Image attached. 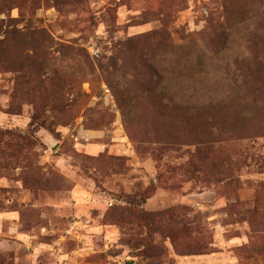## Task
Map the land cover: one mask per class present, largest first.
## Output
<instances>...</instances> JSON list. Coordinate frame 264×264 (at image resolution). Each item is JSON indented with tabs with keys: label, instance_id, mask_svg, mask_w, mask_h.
<instances>
[{
	"label": "rangeland",
	"instance_id": "1",
	"mask_svg": "<svg viewBox=\"0 0 264 264\" xmlns=\"http://www.w3.org/2000/svg\"><path fill=\"white\" fill-rule=\"evenodd\" d=\"M0 264H264V0H0Z\"/></svg>",
	"mask_w": 264,
	"mask_h": 264
}]
</instances>
